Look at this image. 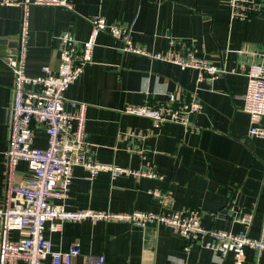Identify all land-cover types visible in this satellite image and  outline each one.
<instances>
[{
	"label": "crops",
	"instance_id": "crops-1",
	"mask_svg": "<svg viewBox=\"0 0 264 264\" xmlns=\"http://www.w3.org/2000/svg\"><path fill=\"white\" fill-rule=\"evenodd\" d=\"M21 1V0H15ZM73 9L32 6L26 74L40 75L41 67L58 65L59 36L70 33L85 41L88 20L103 16L108 23L130 28L132 39L151 52L192 48L199 58L222 68L223 75L196 83V71L172 63L122 53L120 43L100 33L93 61L69 85L66 101L87 105L85 141L95 161L132 170H151L159 177L121 174L112 179L100 172L89 179L77 167L65 204L70 209L131 213H158L198 209L206 228L245 233L258 238L264 211V138L249 135L250 122L243 112L250 62H264V0L259 12L244 21L230 18L227 0H68ZM21 8L0 5V206L6 186L8 126L13 75L4 63L7 50L15 51ZM166 92L177 98L197 95L203 108L189 116L193 128L126 114L127 105L160 103ZM69 102L66 109H70ZM264 129V118L258 123ZM35 145L45 147L42 128ZM31 172L24 161L16 164L11 180L22 183ZM157 192L165 197L152 193ZM252 214L249 226L240 222ZM53 248L66 251L78 243L80 256L71 264H86L101 256L104 264H231V255L220 260L211 251L185 242L160 225L141 229L113 221L70 222L60 232H45ZM244 264H264V253L245 250ZM22 264V263H17ZM43 264H50L45 260Z\"/></svg>",
	"mask_w": 264,
	"mask_h": 264
},
{
	"label": "built area",
	"instance_id": "built-area-1",
	"mask_svg": "<svg viewBox=\"0 0 264 264\" xmlns=\"http://www.w3.org/2000/svg\"><path fill=\"white\" fill-rule=\"evenodd\" d=\"M2 6L21 8L20 27L15 51L7 50L4 63L13 75L12 98L7 111L8 139L6 158V186L0 206V264H71L80 256L78 243H71L66 251L53 248L45 232L57 233L63 225L84 220L120 221L144 229L163 225L176 233L184 242L185 250L196 244L215 254L220 260L231 255V264H244L245 250L252 249L257 255L264 253V211L258 238L245 233L206 228L201 224L202 213L198 209L164 211L158 213L134 211L112 213L92 211L86 208L70 209L65 204L67 192L73 179V170L82 168L89 179L100 172L109 173L112 179L126 174L133 177H159L151 170H132L98 163L88 150L84 125L87 105L66 101L65 92L93 61V50L100 33H107L120 43L122 53H131L151 60L164 61L181 69L196 71V83L211 86L213 80L223 75V69L196 56L194 49H176L168 52H151L136 43L130 28L108 23L101 15L91 17L90 32L85 41L76 40L70 33L59 36L58 65L55 70L44 66L40 75L26 74V52L29 36V8L32 6L64 7L72 10L68 0H0ZM261 0H227L230 18L244 21L256 15ZM246 91L242 97L243 112L248 116L249 135L264 138V129L258 127L264 118V62L248 65ZM166 100L160 103L146 101L139 105H127L123 112L152 120L158 127L167 123L186 129L189 116L202 111V104L193 92L177 98L166 92ZM69 102L70 109H66ZM42 128L46 136L45 147L35 145L36 130ZM24 161L31 172L22 183L11 178L16 164ZM160 198L157 192L152 193ZM165 204V197H161ZM252 214H243L240 222L249 226ZM86 264H104V258H91ZM254 264H259L256 260Z\"/></svg>",
	"mask_w": 264,
	"mask_h": 264
}]
</instances>
